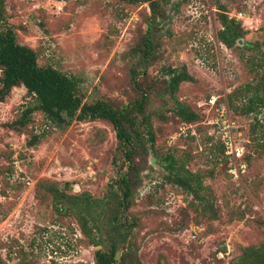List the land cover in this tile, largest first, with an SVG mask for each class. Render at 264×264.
<instances>
[{
  "label": "rangeland",
  "instance_id": "1",
  "mask_svg": "<svg viewBox=\"0 0 264 264\" xmlns=\"http://www.w3.org/2000/svg\"><path fill=\"white\" fill-rule=\"evenodd\" d=\"M148 1L2 0L0 25L37 53L39 66L75 77L84 101L120 107L140 95L130 69L145 37ZM222 11L246 33L232 49L216 37ZM165 15L153 59L137 78L150 97L145 114L155 144L134 158L124 212L138 220L133 231L141 264H236L245 249L264 247V108L244 115L243 94L232 96L255 81L249 67L264 51V0H168ZM183 65L194 82L181 83L176 98L199 115L193 124L178 120L170 95L160 94L166 71ZM34 102L17 87L0 103V258L93 264L100 246H90L77 221L59 215L48 198L37 200L35 185L46 181L68 196L88 192L107 201L108 187L128 171L115 131L99 120L59 127L40 111L20 132L4 127ZM166 155L201 177L217 219L202 216L162 168Z\"/></svg>",
  "mask_w": 264,
  "mask_h": 264
},
{
  "label": "trees",
  "instance_id": "2",
  "mask_svg": "<svg viewBox=\"0 0 264 264\" xmlns=\"http://www.w3.org/2000/svg\"><path fill=\"white\" fill-rule=\"evenodd\" d=\"M167 2L168 0L148 1L145 37L130 69L131 83L140 95L120 107L101 99L84 101L75 77H69L51 66H39L37 53L32 48L19 44L10 26L0 25V103L17 87H23L27 95L35 99L34 104L24 109L17 119L4 124L5 128L20 132L31 122L30 115L40 111L48 122L59 127H66L72 121L99 120L109 123L115 131L117 148L122 153L128 171L120 176L116 185L108 187L107 201L94 198L88 192L68 196L46 181L35 185L37 200L48 198L59 215L72 217L77 221L80 233L90 246H100L94 252L93 264H141L136 254L133 231L138 220L135 217L128 219L124 210L131 203L129 173L134 171V158L148 155L155 144V136L150 115L145 114V105L150 97L145 94L146 88H141L137 78L145 73L153 59L155 36L166 20ZM218 17L221 29L216 37L226 48L232 49L246 33L241 24L229 19L225 12L219 13ZM3 20L5 11L0 0V22ZM262 32L264 34V27ZM250 64L249 72L256 76L254 83H247L237 90L239 93L234 91L232 94L236 96L242 93L246 99L240 110L244 115L254 114L264 108V51ZM166 76L168 79L163 81V91L160 94L163 97L164 93H168L174 101L173 115L186 124L197 122L199 115L176 98L179 85L194 82V78L184 65L180 69H168ZM232 96L230 95V99ZM36 140L37 137H34L32 141H28V146H32ZM260 147V151L264 152V145ZM160 160L159 163L168 175L175 179L185 194L192 197L191 203L198 204L197 209L202 216L217 219V211H214L212 202L205 198L206 188L201 177L185 169L184 164L172 155H166ZM197 209L194 207L193 210ZM243 255L236 264H264V247L256 251L245 249ZM0 264H4L1 258Z\"/></svg>",
  "mask_w": 264,
  "mask_h": 264
}]
</instances>
